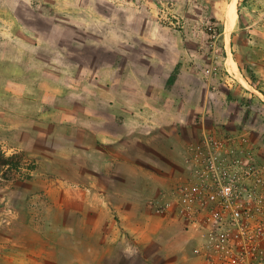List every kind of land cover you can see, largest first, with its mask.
<instances>
[{
	"label": "rangeland",
	"instance_id": "374dc122",
	"mask_svg": "<svg viewBox=\"0 0 264 264\" xmlns=\"http://www.w3.org/2000/svg\"><path fill=\"white\" fill-rule=\"evenodd\" d=\"M232 1L0 0V155L19 160L17 168L0 165V264H36L34 246L48 253L56 235L35 237L25 227L58 197L47 175L56 165L68 167L67 159L51 153L69 156L74 129L91 146L99 144L89 129L119 139L117 149L140 160L139 183L163 186L147 205L168 203L166 211L185 226L177 188L194 187L211 169L208 155L218 156L214 173L237 190L240 224L227 220L224 249L207 251L201 238L188 256L194 264H264V0H234L227 37ZM246 68L258 88L244 77ZM87 162L80 155L69 168ZM76 239L90 249L91 263L101 264L97 239ZM165 242L159 232L150 243ZM28 245L34 250L25 251ZM138 247L132 264H151L148 244ZM104 259L128 263L115 249Z\"/></svg>",
	"mask_w": 264,
	"mask_h": 264
},
{
	"label": "crops",
	"instance_id": "0c3cea01",
	"mask_svg": "<svg viewBox=\"0 0 264 264\" xmlns=\"http://www.w3.org/2000/svg\"><path fill=\"white\" fill-rule=\"evenodd\" d=\"M89 130L99 145L91 146L85 139L70 135L66 140V146L70 149L69 156L60 157L52 151L53 156L62 158V163L65 162L63 159H67L68 166L52 165V168L55 166L58 169L53 168L56 170L47 175L51 177L52 183H56L49 190L56 192L58 197L47 202L50 204L48 211H45L47 213L37 212L32 215L25 229L27 234L35 237H46L53 233L56 238L49 245L46 254L45 247L39 250L34 246V250L30 248L33 246L28 245L25 251L34 250L36 264H55L58 259L65 264H93L90 249L84 245V241L81 243L76 237L82 236L85 239V236H94L99 248L98 258H95L101 264H108L104 257L113 249L127 257L126 264H132L141 250L138 244L145 242L148 249L152 250L154 260L151 264H194L188 252L191 250L192 241L196 243L202 238L197 235L195 226L182 225L167 211L162 214L155 213V207L147 203L163 186H158L157 183L149 187L141 185L138 165L140 160L117 149L120 147V140L111 133L98 129ZM92 148L102 154L97 158L92 157ZM80 155L89 163H86V167H80L86 171L77 169L76 166L75 170H71L70 163ZM90 163L95 164V167H90ZM60 168L65 170L61 171ZM120 177H124L129 183H124V187L120 186ZM64 209L65 213L61 217L60 214L55 217V211L63 212ZM75 219L80 223L78 228L73 223ZM159 232L165 233L167 242L158 248L150 242L156 239ZM68 251L73 254L70 258L64 259L61 255L56 257L57 253ZM143 256L151 258L144 254Z\"/></svg>",
	"mask_w": 264,
	"mask_h": 264
},
{
	"label": "built area",
	"instance_id": "2783aa9c",
	"mask_svg": "<svg viewBox=\"0 0 264 264\" xmlns=\"http://www.w3.org/2000/svg\"><path fill=\"white\" fill-rule=\"evenodd\" d=\"M205 140L208 144L209 140L206 137ZM200 156V151L193 155L195 167L199 166ZM208 156L206 165L211 169L199 173V179H196L194 187L187 184L177 188L176 202L188 217L190 226H195L197 231L201 232L202 246L205 250L219 252L228 244L231 224L227 228V220L234 219L236 225H239L242 213L236 205L237 190L233 188L232 182L214 173L217 169L218 156L210 154ZM167 204L162 203L155 207L154 212L164 213L168 208Z\"/></svg>",
	"mask_w": 264,
	"mask_h": 264
},
{
	"label": "trees",
	"instance_id": "16d2710c",
	"mask_svg": "<svg viewBox=\"0 0 264 264\" xmlns=\"http://www.w3.org/2000/svg\"><path fill=\"white\" fill-rule=\"evenodd\" d=\"M223 30V25H222V21L219 20V24L217 26V32L219 34L222 33ZM246 72H244V77L247 79L248 83L250 85H252L255 88H258V84L256 83V76L255 74L249 70V69H245ZM71 136H74L75 138L81 139V135L77 134V132L72 130ZM18 159V155H11V156H5V155H0V165L1 166H7L9 169L12 168H17L19 166V160Z\"/></svg>",
	"mask_w": 264,
	"mask_h": 264
},
{
	"label": "bare ground",
	"instance_id": "6f19581e",
	"mask_svg": "<svg viewBox=\"0 0 264 264\" xmlns=\"http://www.w3.org/2000/svg\"><path fill=\"white\" fill-rule=\"evenodd\" d=\"M234 21H235V11H234V0H233L232 3L230 4V6L227 8V11H226V23H225L226 25L225 26L227 27V31H226L227 37H228V29L229 28L231 29V26L234 24ZM227 41H228V38H226V45H227ZM228 64H229L230 70L232 72L236 73V75H238V78L240 80H243L239 71L237 70V67L231 61L230 58L228 59Z\"/></svg>",
	"mask_w": 264,
	"mask_h": 264
}]
</instances>
